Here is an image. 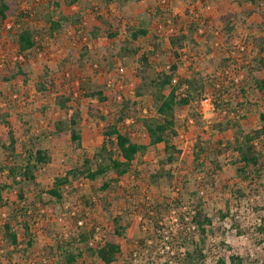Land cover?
I'll list each match as a JSON object with an SVG mask.
<instances>
[{"label": "trees", "instance_id": "obj_1", "mask_svg": "<svg viewBox=\"0 0 264 264\" xmlns=\"http://www.w3.org/2000/svg\"><path fill=\"white\" fill-rule=\"evenodd\" d=\"M105 1L107 4L117 3L123 7L147 0ZM246 1L256 8L260 0ZM157 2L159 6L155 4L153 12L141 17L136 26L130 28L124 39L126 45L119 47L118 52L112 49L111 60H107L105 66H100L101 71L96 69L98 74L108 75L119 54H124L129 59L140 54V66L135 71V77L139 80L136 95L152 99L154 115L138 119V111L133 102L123 98L117 103L110 121L108 117L111 114L108 116L100 109L110 100V90L106 85L95 91L86 86L80 88L90 100L84 109L75 98L77 92L57 86L48 73L38 83L37 91L45 96L56 92V104L65 116L48 125L46 132H33L27 126L25 138L19 142L11 126L10 115L1 107L5 96L0 92V126L4 125L9 129L6 141L0 137V151L4 150L6 155L5 162H0V208H6L5 216H0V248L3 249L1 259H6L7 264H15L12 259L14 254L24 258L28 264H59L60 260L64 264H116L122 255L120 240L127 239L131 226L129 215L133 214L134 208L138 209L143 219L153 222L158 234L162 233L163 228L159 225L165 214L177 209H191L193 214L189 223L186 222V215L181 214L183 228L177 237L180 251L176 256L177 263L205 264L206 236L212 230L216 217L225 219L229 212H224L223 208H215L211 216L204 207L199 189L190 193L188 198L179 192V196L175 198L170 195L154 200L150 203L151 207L153 205L150 210L146 203H136L141 196L150 199L149 196L143 194L142 190L139 191V186L124 184L127 178L140 179L142 174L135 167V162L151 147L164 145L166 159L162 160L163 165L178 161V155L183 152L173 144V139L179 135V113L189 108L190 119L199 120L202 118L201 102L205 98L211 99L220 120L210 125L211 136L204 139L199 135L194 144L196 170L206 174V179L216 185V174L221 169L219 158L231 150V163L239 180L249 187L256 182L263 184L264 151L256 147L255 142H264V124L258 130L246 132L240 122L243 116L240 115L248 114L255 106L248 99L250 89L254 87L257 91L264 92V26L260 24V36L252 34L251 41L246 38L242 48L232 47L235 27L232 22L234 15L227 12L229 6L224 5L220 11V27L216 29L215 18H205L191 8H185L186 16H183L176 14L172 0H155ZM69 3L72 6L83 3V0H69ZM183 6L178 7L182 10ZM60 8L59 1L50 0L47 6L38 5L25 11L15 9L6 0H0V25L7 26L12 21L7 32L10 35L15 32L19 56L10 75L0 73V85L17 79L29 82L30 74L21 59L31 60L40 55L46 40L54 39L67 26H73L80 33L85 31L80 14H65ZM255 12L253 10L243 14V23H247ZM261 20L264 24V15ZM97 21L99 24L92 28L90 36L94 39L106 37L110 43H117L120 33L114 27L116 20L111 16H98ZM139 42L144 44L139 45ZM213 45H221V50L227 56L219 57L223 55L221 53L210 60L215 68L211 74L204 75L197 69L196 61L200 58L203 69H209L210 63L206 59L209 60L214 54ZM91 55L93 54L89 50L84 51L80 56L81 63L88 61L87 57ZM168 55L171 59L169 63L159 62ZM93 66L99 67L97 62H93ZM181 67L183 72L180 71ZM64 77L67 78V75ZM87 117L96 122H107L102 145L91 156L79 155L63 176H57L49 188H44L38 183V177L53 160L50 150L42 147L44 140L49 136L57 140L69 136L72 144L81 148L85 138L82 126ZM190 119L186 118L184 122L189 123ZM261 119L264 121V114H261ZM138 122L142 123L146 140L135 134ZM166 176L172 178L164 170L149 174V179L146 180L148 187L158 186L159 181ZM81 181H101V186L93 188V193L80 195L75 200ZM12 193H16V199L6 200L5 194ZM28 193H33L31 198H28ZM116 197L129 210L109 212V216L104 217V222H99L95 209L103 207L107 211ZM72 198L74 202H71ZM188 203L191 204L190 207ZM47 208L60 211L66 219L67 231L58 232L54 237L51 236V240H43L41 245L42 240L39 238L46 234L48 225L46 222L40 223L38 215ZM37 225L42 228L37 230ZM255 233L264 248V215L259 216ZM161 239L158 237V240ZM245 263L246 259L241 256L224 255L216 264Z\"/></svg>", "mask_w": 264, "mask_h": 264}, {"label": "rangeland", "instance_id": "obj_2", "mask_svg": "<svg viewBox=\"0 0 264 264\" xmlns=\"http://www.w3.org/2000/svg\"><path fill=\"white\" fill-rule=\"evenodd\" d=\"M6 1L12 3L15 9L27 11L38 5L47 6L50 0ZM51 1H59L61 3L60 11L65 14H80L83 19L82 28L85 27L86 29L83 33H80L73 26H67L57 33L54 39L46 40L44 50L40 55L32 57L31 60L21 59L24 68L30 74L29 82L24 83V81L17 79L0 85V92L5 96L1 107L10 115L11 126L17 140L21 142L25 138L27 126L33 132H46L48 125L65 116L56 104L58 96L56 92L45 96L37 91L38 83L42 82L48 73L57 86H61L64 90L76 91L77 96L75 98L82 104L81 106L84 109H86L90 100L85 97L80 88L86 86L89 90L95 91L106 85L110 90V100L108 104L102 105L100 109L108 116L111 114L108 117L110 121H112V112L116 110L119 98L129 99L133 102L132 104L135 105L138 111V119L154 115L155 109L152 99L149 96L138 97L136 95V87L139 80L135 77V71L140 66L138 62L140 54L135 56L134 59H129L124 54H119L114 62L112 72L108 75L98 74L96 69L101 71L100 66H105L107 60H111L112 49L115 52L119 50V47L126 45L124 39L128 35L130 28L134 25L136 26L141 17L148 16L147 14L153 12L156 5L150 4L149 1L134 2L121 7L117 3L107 4L105 0H83V3L71 6L69 0ZM172 2L175 9L177 7V10H175L176 14L186 16L185 8L188 10L191 8L192 11H196L205 18H215L216 29L220 27V11L224 5L229 6L227 12L234 15L232 22L235 27L232 47L242 45L247 39L251 41L252 34L260 36L258 26L260 24L264 26L261 20V16L264 15V0H260L256 8L246 0H172ZM182 4L184 6L181 10L178 6ZM83 6L85 7L84 9ZM253 10H256L255 14L250 16L245 25L243 23V14ZM98 16H111L116 20L114 27L118 28L120 33L119 38L116 40L117 43H110L106 37L94 39L90 36V31L97 24ZM153 24V26L156 25L155 23ZM10 25H12V21H9L7 26L0 25V73L4 75H10L14 71L15 63L19 58L14 37L15 32L13 31L11 35L7 32V27ZM138 44L142 45L144 42H139ZM213 47L214 54L209 57V60L206 59L207 63H210L208 64L210 65L209 69H203V61L201 63L200 58L196 61L197 69L201 70L204 75L211 74L215 68L210 60L221 53L223 55L219 57L227 56L221 50V45H213ZM142 48H145V46ZM86 50L92 52L93 55L87 57L88 61H82V64L80 56ZM192 53L196 54L194 51ZM170 60L168 55L159 62L167 64ZM93 62H97L99 67H94ZM180 71L183 72L182 67ZM64 75H67V78ZM169 90H167V93ZM248 99L255 106L248 114L242 113L240 115L243 116L240 122L246 132H251L262 128L264 124L261 119V114H264V92L261 93L253 87L249 90ZM247 106L249 107L250 104ZM190 113L191 110L189 108H185L179 113L181 116L177 123L179 135L173 139V144L183 152L178 155V161L174 164L163 165L162 160L166 159L164 145L160 144L151 147L139 161L135 162V167L142 174L140 179L127 178L124 180V184L130 187L139 186V191L142 190V193L147 194L150 199H145L141 196L140 199L136 200V203H146L150 210L153 207V205L151 207L150 203L154 200L163 199L164 196L170 195L175 198L179 196V192L185 198H188L190 193L199 189L200 195L204 200V207L211 216L215 208H223L224 212H229L228 217L225 219H222L221 216L216 217L212 230L206 236L207 241L204 252L207 254V260L205 264H216L217 260L224 255L241 256L246 259L245 264H264V248L260 245L255 233L259 216L264 215V182L263 184L256 182L252 187L241 182L236 176L235 167L231 163L230 155L232 151L229 150L219 158L221 169L216 174V185H212L211 180L206 179V174L197 171L195 168L194 144L199 135L204 137V139L208 135L211 136L210 125L216 124L220 120V116L216 112L207 109L204 112L202 111V118L194 121L190 119ZM89 118L87 117L83 122L82 128L85 132V138L81 148H77L76 145L72 144L69 136L60 140L49 136L48 139L44 140L42 147L49 149L53 157L51 165L42 171L38 177V183L44 188H49L57 176H63L66 170L74 165L79 155L91 156L102 145L104 141L103 132L107 122L103 120L96 122L94 119ZM186 118L190 119L189 123L184 122ZM135 128L136 136L146 140L142 123L138 122ZM8 130L6 126H0V137L4 138L5 141L8 137ZM229 136L231 137L232 133ZM262 145H264V142L257 141L255 146L264 151V146ZM5 160V151L1 150L0 162H5ZM160 170L168 171L172 178L166 176L159 181L158 186L149 188L146 182L149 179V174ZM91 185L93 186L91 187ZM100 186L101 181L96 183L81 181L79 193L74 197L75 200L80 195L93 193V188L97 189ZM32 195L33 193H28V198H31ZM5 198L13 201L16 199V193L5 194ZM74 198L70 199L71 202H74ZM188 204V207H190L191 204ZM78 206L82 207L80 204ZM119 209L129 210L128 206L123 201L119 202L116 197L113 198L112 207L108 208L107 211L103 207H99L94 212L97 213V220L103 223L104 217L109 216V212L116 213ZM132 210L134 211L133 214L129 215L131 226L128 230L127 239L120 240L122 255L116 264H178L176 256L180 251L177 237L183 228L181 214L184 213L186 215V222L189 223L193 214L191 209L184 211L181 209L173 210L162 217V222L159 226L170 232L169 250L165 248L163 233L158 234L153 222L148 221L147 218L143 219L138 209L134 208ZM59 212L58 209L47 208L38 215L41 219L40 223L46 222L48 225L46 234L41 235L39 238V240H42L41 245L45 240H51V236L54 237L58 232L67 231L65 229L66 219ZM5 213L6 208H0V216L2 214L5 216ZM36 227L37 230L42 228L41 225ZM158 237L162 239L158 240ZM21 240H23V235ZM136 252L138 254L133 256ZM2 253L3 249L0 248V264H7L8 261L6 259H1ZM12 259L15 264H28V261L16 254L13 255ZM135 259L138 261L135 262ZM59 262V264H64L62 260ZM96 264L102 263L97 262Z\"/></svg>", "mask_w": 264, "mask_h": 264}, {"label": "built area", "instance_id": "obj_3", "mask_svg": "<svg viewBox=\"0 0 264 264\" xmlns=\"http://www.w3.org/2000/svg\"><path fill=\"white\" fill-rule=\"evenodd\" d=\"M242 47H243V44L238 46V48H242ZM119 99H121V98H119ZM201 107H202L203 112L207 109L209 111L215 112L214 105H213L210 98H205L204 100H202ZM255 145H257V141L255 142ZM80 224H82V222H80ZM162 233H163L165 248L167 250H169L170 249V245H169L170 232L166 229H163ZM137 254H138V252H136L133 256H136ZM172 254H174V252H172ZM137 261L138 260L135 259V262H137Z\"/></svg>", "mask_w": 264, "mask_h": 264}, {"label": "crops", "instance_id": "obj_4", "mask_svg": "<svg viewBox=\"0 0 264 264\" xmlns=\"http://www.w3.org/2000/svg\"><path fill=\"white\" fill-rule=\"evenodd\" d=\"M150 1V2H149ZM144 2H149L150 4L151 3H153V4H158V2L157 3H155V0H147V1H144ZM175 10H177V7H176V9ZM255 14V13H254ZM99 23H98V21H97V24L96 25H98Z\"/></svg>", "mask_w": 264, "mask_h": 264}]
</instances>
